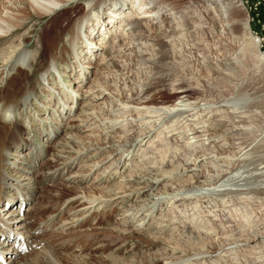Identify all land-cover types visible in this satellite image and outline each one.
<instances>
[{
    "label": "rangeland",
    "instance_id": "374dc122",
    "mask_svg": "<svg viewBox=\"0 0 264 264\" xmlns=\"http://www.w3.org/2000/svg\"><path fill=\"white\" fill-rule=\"evenodd\" d=\"M204 1L164 0L169 11L166 16L162 14L155 16L153 21L157 20L160 23L151 25L150 36L143 37L141 40L143 43L141 50L133 45L136 48V56L134 53L128 54L127 49L123 50L124 53L122 51L112 52V50L106 55L119 60V64L106 66L101 71L97 62L104 49H99V53L90 60L96 66L89 67L90 73L84 77L77 72L79 67L72 66L70 63L73 57L71 54L67 55L66 49L68 48H63L61 42L64 40V43L68 44L67 29L73 26L75 18L84 11L85 4L75 1L68 2L64 15L60 14L61 11L53 10L54 16L52 13L37 16L33 11L24 9L22 14L27 19L21 17V25H17L12 20L13 25L7 27L8 33H0V56L4 54V49L9 51L11 46L17 45L16 43L20 40L23 47L29 51V56L37 59L35 69L41 70L47 64L50 55L55 52L59 60L62 61L66 57V61L60 62L64 64V67L60 68L61 75L56 72L54 78L61 84L65 81L67 88L64 90L68 93L75 92L76 88L84 90L78 96L68 95L69 99L64 104V111H61V104H56V98L51 92L38 86L36 99L31 100L26 107L20 105L16 107V114L13 117L15 118L14 124L0 119V168L10 175L18 172L17 166L31 168L34 172L32 186L28 188L22 186L26 188V193L21 194V197H12L11 203H5L7 200L5 197H1L0 200L1 221H5V217L11 210H18L21 203H24V206L27 205L25 207L26 210L28 209L27 212L25 211L26 216L22 217L27 219H22L21 222L25 226L21 231L25 235L30 234L27 245H31L32 249L26 254L16 255L17 259L19 258L17 261L21 264H51L46 256L52 259L54 262L52 264H163V258L170 255L169 250L173 251L172 246L182 248L177 253L175 250L174 256H170L171 259L176 260L177 258L178 260L184 255H189L192 248L203 246L215 249L222 237H226L228 242L237 241L238 235L234 230L238 229L237 224L243 231L249 232L250 237L260 235L256 242L258 244L249 246L250 248L242 246L226 253L219 250L217 252L220 253L219 256L214 259L193 260L188 264H261L264 261V199L254 197L244 201L246 204L236 199L239 202L233 200L232 205H228L223 214L214 210L215 212L208 213L204 217H193L192 219L182 218L179 211L172 212L173 214L154 211L153 222L150 225L146 223L142 229L129 225L127 221V217H131L128 214L133 211L129 209L134 208L138 203V197L134 194L121 201L114 199L110 202L103 200L94 202L87 211H84L81 200L74 198L81 193L87 198L94 195L112 196L124 188L122 181L124 176L138 174L145 165L161 166L168 163L173 164L176 161L183 164L179 156L184 149H180L182 146L175 147L177 145L175 142L180 139L174 138L170 142H159L155 141L156 137L148 144L146 142L136 149L129 161L118 165L114 163L109 167L111 159L110 151L105 146L106 141L109 139L130 140L143 129L136 119L135 111L115 108L117 107L113 103L115 100L124 104L129 102L131 105L137 103V98L145 93V95L152 94L157 101L173 102L178 96L177 92L182 90H187L189 97L200 98V93L196 92L193 87L198 83L201 89L208 88L207 90L214 94H212L214 98H216L217 87L220 92L222 91V95H227L234 89V85H225L224 82L212 79V72L216 69L208 61L221 60L224 53L213 45L215 42L213 37L218 36L221 39L225 36L221 37L216 29L213 34L209 31L213 21L209 18L208 14L211 11L206 8ZM239 1L243 10L237 11L236 15L242 16L245 13L246 17L248 16L251 32L261 38L260 48L264 52V0ZM2 7L3 4H0V8ZM54 17L56 19L51 20ZM59 25L64 27L59 37H64V39H56L51 44V49L50 46L47 47L44 55H41L37 48L39 33H53ZM160 26L163 33L155 36L152 30ZM146 27L145 34L149 26L146 25ZM122 33L123 31L117 30L108 34L104 41L107 47L118 45L122 47L118 44ZM244 52L245 66L242 71L247 79L246 84L254 80L257 83L256 86L264 88V67L253 66L255 62L253 55L248 50ZM16 73L21 79L25 77V72L21 70ZM262 75L263 77L260 78ZM37 76L39 72H35L33 79L29 76L30 82L34 83ZM18 77L15 76L7 81L4 72L0 70V94L5 93L10 87L19 93L21 87L18 84ZM208 78L210 81L204 85ZM209 83L211 84L208 85ZM51 85L53 86L52 83ZM213 86L216 87L215 90H211ZM103 87L108 97L93 98L92 95L98 92V88ZM88 92H93V94ZM66 110L70 113H65ZM91 112L101 118L102 122L90 118L89 113ZM11 113L13 115V112ZM229 122L233 121L229 120ZM229 126L232 128L231 125ZM53 127H58L57 131L53 132L56 135H49V129ZM71 134L74 140L67 137ZM186 136L184 134L183 137ZM88 141H93V148L84 154L75 152L79 146ZM119 150L123 152V148ZM23 155L25 156L21 158ZM21 160L27 165L21 164ZM16 203H19L18 207L15 206ZM240 206L244 210L248 209L244 212L246 218L250 219L248 222H242L243 214L237 215V212L232 214L235 213L233 211L241 212ZM126 208L128 209L127 216L123 213ZM22 214L19 212L17 216ZM175 217L177 222L168 225L166 220L175 219ZM179 220L184 221L179 222ZM249 226L253 227L249 230ZM256 226L257 230H260L259 233L256 232L257 230L253 231ZM13 242L14 239L0 241L2 244L0 248H12L15 251V242ZM35 245H41V247L36 249ZM249 249L252 250L250 253L245 252ZM183 250L186 253L180 252ZM9 253L10 251L7 254ZM11 255L9 256L12 257ZM5 260L4 262H7L9 257H5ZM17 261L10 263L18 264ZM182 261L185 260L182 259Z\"/></svg>",
    "mask_w": 264,
    "mask_h": 264
},
{
    "label": "bare ground",
    "instance_id": "6f19581e",
    "mask_svg": "<svg viewBox=\"0 0 264 264\" xmlns=\"http://www.w3.org/2000/svg\"><path fill=\"white\" fill-rule=\"evenodd\" d=\"M72 1L83 3L86 6H84V11L73 21V26L67 29L68 34L66 37L69 40V45L64 43V37H59L64 28L63 25H59L54 29L53 33H49L50 35L46 34L47 32L39 33L37 48H39L41 55H44L47 47L50 46L51 49V44L56 39L63 40L61 45L65 49L68 48L66 49L68 51L67 55L71 54L73 57V61L70 63L72 66L79 67L77 72H80L83 77L90 73L89 67L96 66L90 60L99 53V49H104L100 56L101 58L97 62L101 71L106 66L119 64V60L109 58L106 55L112 50V52H123L124 49H127L128 54L134 53L136 56V48H140V50L143 48L141 41L143 37L150 36L151 25L160 23V21L153 20L159 14L166 16L167 11H169L164 0H0V4H3V7L0 8V33H8L7 27L13 25L12 20L17 25H21L20 18L25 17L22 14L24 9L33 11L37 16L47 13H52V16H54L53 10L61 11L60 14L63 13L64 15L65 9H67L65 6ZM204 3L206 8L211 11L208 15L213 21L209 31L213 34L214 29H216L221 37L225 36V38L222 37L221 39L218 36L213 37L215 40L213 45H216L215 47L224 53L221 60L211 59L208 61L216 69L212 72V79L217 82H224L225 85H234V89H232V92L229 91L227 95H222V91L220 92L217 87L216 98H214L212 97L213 93L207 90L208 88L203 90L198 83L193 87L196 92L200 93V98L197 96L189 97L187 90L181 89L182 91L177 92L178 96L173 102L157 101L152 94L145 95V93L137 98V103L131 105H129V102L124 104L115 100L113 102L117 106L115 108L119 107L120 109L125 108L135 111L136 119L141 123L143 129L130 140L114 141L109 139L106 141L105 146L110 151L109 157L111 159L109 167L114 163L118 165L124 161H129L130 156L135 153L136 149H139L146 142L148 144L156 137L155 141L159 142H170L174 138L182 139V143H180V140L175 142L177 144L175 147L182 146L180 149H184L183 152H180L181 157L179 156V159L182 158L183 164H179L176 161V163H168L161 166L145 165L138 174L134 172L135 174H129L122 178L124 188L115 192L112 195L114 198L104 195H94L87 198L82 196L81 193L74 198L81 200L84 211L90 209L94 202L101 200L110 202L111 200L114 201V199L121 201L134 194L138 197V203L134 208L129 209V211H133L128 214L131 217H127V221L131 226L142 228L146 223L150 225L153 222L154 211H164L165 214L168 212L173 214L172 212L179 211L182 218L192 219L193 217H204L214 210L219 214H223L228 205H232L236 199L241 203L254 197L264 199V88L256 86L257 83L254 80L246 84L247 79L243 76L244 73L242 71L245 66L243 55L246 50L255 59L253 66L258 67L261 65L264 67V52L260 48L262 40L259 35L256 36L251 32L249 19L245 13L242 16L236 15L237 11L243 10L239 0H205ZM25 18L27 19V17ZM55 19L56 17L51 20ZM124 22L126 23L123 24ZM146 25L149 26L147 34H145ZM161 26L152 30L155 36L162 35ZM117 30L123 31L118 40V44H121L122 47H118L119 45L107 47L104 42L105 38L108 34ZM16 44L11 46L12 48L9 51L4 49V54L0 56V70L2 73L4 72L5 80L7 79V81L15 76L18 77L16 73L18 70L25 72V77L23 76L22 79L18 77V84L21 87L19 93L13 87V89L10 87L5 93L0 94L1 120H6L9 110L13 112L12 116L14 117L18 105L26 107L31 100L36 99L35 94L38 92V86H42V89L46 88L51 92L53 97L56 98V104H61V111H64V104L69 99L68 95L78 96L83 93L84 90L80 88H76L73 93L66 92L64 90V88H67L65 81L61 84L54 78L56 72L61 73L60 68H63L64 64L60 62L66 61V57L61 61L56 56V53L53 52L54 54L50 55L47 64L41 70H36L37 59L29 56V51L23 47V43L21 44L20 40ZM35 72H39V76L32 83L29 80V76L33 79ZM262 77L263 75L260 76V78ZM209 81L210 78L206 79L204 85ZM103 88H98V92L95 95L93 92L88 93L93 94V98L98 99V97L103 96L107 98L108 93ZM212 89L215 90L216 87L213 86ZM89 114L90 118L102 122L101 118L97 117L94 112ZM229 120L233 122L230 123ZM14 122L15 118L8 123L14 124ZM57 129L58 127L49 129V135H56L53 132L57 131ZM188 131L190 133H187ZM184 134L187 136L183 137ZM67 137L74 140L73 134L67 135ZM92 143L93 141H88L86 144L79 146L75 152L79 154L86 153L93 148ZM122 148L123 152L119 150ZM24 156H21V158ZM20 163L27 165L22 160ZM139 167L141 168L142 165ZM17 169L18 172L11 173L12 176L0 168V200L1 197H5L7 199L5 203H11L12 197H21V194L26 193V188L22 186L27 188L32 186L33 169L22 166H17ZM237 200L236 202L238 203L239 201ZM244 204L246 203L244 202ZM22 205L23 208H21ZM24 207V203H21L18 210L13 209L8 213L5 221H1L2 218L0 219V241L4 242L14 239V249L18 250L0 248V258L2 260L0 264L16 262L19 260L17 256L31 247V245H27L31 237L30 234L25 235L21 231L25 226L21 221L27 218H22L20 215L17 216L20 210L24 211ZM239 209H242V211H233L235 213L232 214H236V212L237 215L243 214L242 219L244 220L242 222H248L250 219L246 218L244 214L248 209L244 210L242 206ZM127 212L128 209L126 208L123 211L125 216H127ZM166 221L169 225L177 222V218H168ZM181 221L179 220V222ZM165 225L167 224L165 223ZM252 227L249 226V230ZM237 228L234 229L236 230V235H238L236 242L234 240L228 242L226 237H222L215 249L203 246L192 248L189 255H184L178 260L177 258L173 260L170 256H174V251L176 250L177 253L182 248L172 246L171 250L173 251L169 250V257H164L162 263L188 264L193 260L200 259L208 261L218 257L220 253L218 254L217 252L219 250L226 253L242 246L245 248L258 244L256 242L260 235L250 237L248 235L249 232L243 231L239 224H237ZM257 228V226L253 228L255 229L253 231H256ZM256 232L259 233L260 230ZM9 251L10 253L7 254ZM250 251L252 250L249 249L245 252L250 253ZM180 252L182 254L186 253L184 250ZM11 253L13 254L11 255ZM4 255L9 257L7 262H4ZM46 258L49 259L51 264L54 263L50 257L46 256ZM182 259L185 261H182ZM17 263L21 264L19 261ZM261 264H264V261Z\"/></svg>",
    "mask_w": 264,
    "mask_h": 264
},
{
    "label": "clouds",
    "instance_id": "9594fccd",
    "mask_svg": "<svg viewBox=\"0 0 264 264\" xmlns=\"http://www.w3.org/2000/svg\"><path fill=\"white\" fill-rule=\"evenodd\" d=\"M12 119H13L12 113H11V111H9V112L7 113V116H6V120H5V122H11Z\"/></svg>",
    "mask_w": 264,
    "mask_h": 264
}]
</instances>
